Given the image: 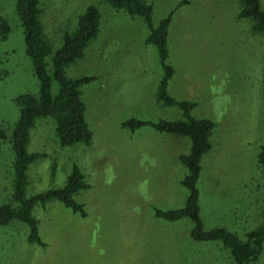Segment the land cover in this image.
<instances>
[{
    "label": "rangeland",
    "instance_id": "1",
    "mask_svg": "<svg viewBox=\"0 0 264 264\" xmlns=\"http://www.w3.org/2000/svg\"><path fill=\"white\" fill-rule=\"evenodd\" d=\"M148 1L155 24L186 2L169 28L167 62L175 74L168 91L196 103L192 116L215 125L197 185L204 228H224L244 240L261 224L264 210V171L257 163L264 146V38L252 35L249 20L237 19V0ZM16 3L0 0V17L11 28L0 40V129L7 134L19 117L15 100L38 93ZM93 4L101 15L98 37L66 70L72 79L93 78L81 88L92 143L61 148L53 121L40 119L29 151L44 156L27 171V195L34 196L63 188L77 167L88 188L75 200L86 217L58 201L38 206L34 217L44 247L29 244L28 228L14 223L0 231V264H234L220 243L191 240L188 220L170 223L154 214L185 204L188 191L181 182L187 170L178 159L189 142L149 127H122L128 120L181 117L156 101L162 70L155 47L145 43L142 21L103 0H43L40 20L53 52ZM11 159L0 142L1 203L11 192ZM255 264H264V245Z\"/></svg>",
    "mask_w": 264,
    "mask_h": 264
},
{
    "label": "trees",
    "instance_id": "2",
    "mask_svg": "<svg viewBox=\"0 0 264 264\" xmlns=\"http://www.w3.org/2000/svg\"><path fill=\"white\" fill-rule=\"evenodd\" d=\"M43 0H17L16 17L22 28L25 53L38 82L37 95H20L15 103L19 108L18 120L8 132L0 129V142L8 145L11 159V192L5 202H0V231L14 223L28 228L29 244L44 247L38 233V222L34 211L51 201L60 202L66 209L80 217H86L85 209L75 196L86 190L83 176L77 167L67 178L66 185L34 196L27 195L29 185L27 171L31 164L43 154L29 151L31 132L40 119L54 123V133L61 148L92 143L93 134L86 121V106L82 100L81 88L93 81L90 77L72 79L66 70L84 57L85 50L96 40L100 31L101 15L97 6L90 5L76 20L72 29L63 33L61 46L53 52L41 23ZM111 9L121 11L130 18H138L147 30L145 43L155 47L162 76L156 91V101L162 108H174L181 113L177 120L145 122L128 120L122 127L131 132L149 127L159 134L183 138L189 142L188 153L179 157V163L187 170L181 185L188 191L181 209L162 212L155 210L156 218L175 223L188 220L191 223L190 239L194 242H216L226 249L234 264H255L263 252L264 210L261 224L241 240L235 233L224 228L206 230L200 216V194L198 181L203 170L202 162L212 150L211 136L215 125L208 119L192 116L196 103L176 100L169 91V83L175 74L167 62L169 56V28L176 10L186 2L176 4L157 24L153 20L154 5L148 0H103ZM238 20H249L253 36L264 38V10L260 0H237ZM11 32L9 23L0 17V40L5 41ZM257 163L264 171V146L257 155Z\"/></svg>",
    "mask_w": 264,
    "mask_h": 264
}]
</instances>
